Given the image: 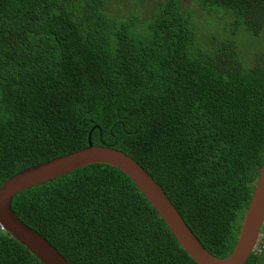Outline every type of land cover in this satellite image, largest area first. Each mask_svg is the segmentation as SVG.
I'll list each match as a JSON object with an SVG mask.
<instances>
[{
    "label": "trees",
    "instance_id": "16d2710c",
    "mask_svg": "<svg viewBox=\"0 0 264 264\" xmlns=\"http://www.w3.org/2000/svg\"><path fill=\"white\" fill-rule=\"evenodd\" d=\"M105 1L0 0V188L90 135L143 167L201 246L226 258L263 159L264 51L248 67L237 37L264 35V0H192L229 25L219 40L182 0L144 24ZM10 208L68 264H198L106 164L25 189ZM0 264L41 263L0 231ZM244 264H264V251Z\"/></svg>",
    "mask_w": 264,
    "mask_h": 264
},
{
    "label": "water",
    "instance_id": "95a60500",
    "mask_svg": "<svg viewBox=\"0 0 264 264\" xmlns=\"http://www.w3.org/2000/svg\"><path fill=\"white\" fill-rule=\"evenodd\" d=\"M93 164H106L124 173L160 216L180 246L198 264H244L254 252L264 218V152L236 245L232 253L222 259L211 255L201 246L161 187L143 167L121 151L94 146L90 135L87 147L22 170L4 182L0 188V231L8 233L41 264H68L46 239L15 216L10 204L12 198L25 189Z\"/></svg>",
    "mask_w": 264,
    "mask_h": 264
},
{
    "label": "rangeland",
    "instance_id": "374dc122",
    "mask_svg": "<svg viewBox=\"0 0 264 264\" xmlns=\"http://www.w3.org/2000/svg\"><path fill=\"white\" fill-rule=\"evenodd\" d=\"M162 2L163 0H106L103 4V9L107 14L112 16L115 15L116 18H120L121 20L137 19L136 22L138 24H144L155 15L157 6ZM182 2L185 7L198 11L197 20L201 23L203 30L210 25L214 29L211 33L220 34L217 40L224 38L230 33L229 25L226 22L221 21L220 26L217 28L215 24L211 22V18L202 14L200 8L197 7L200 5L199 3H194L192 0H182ZM138 24H134L133 27L141 28L142 26ZM237 39L240 45H242V43L244 44V46H242L244 47L245 52H247L245 53V56H249L245 58V64L248 67L254 66L257 61H255L256 57L253 54L264 51V35L261 34L257 38H251L249 36L243 37V35H239ZM256 41H258V46L254 44Z\"/></svg>",
    "mask_w": 264,
    "mask_h": 264
},
{
    "label": "built area",
    "instance_id": "2783aa9c",
    "mask_svg": "<svg viewBox=\"0 0 264 264\" xmlns=\"http://www.w3.org/2000/svg\"><path fill=\"white\" fill-rule=\"evenodd\" d=\"M264 251V218L262 222L261 231L257 237L256 244L254 246V252L260 254Z\"/></svg>",
    "mask_w": 264,
    "mask_h": 264
}]
</instances>
